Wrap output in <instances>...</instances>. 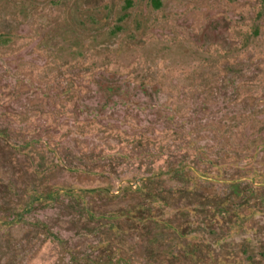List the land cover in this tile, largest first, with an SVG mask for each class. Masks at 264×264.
<instances>
[{"label":"rangeland","instance_id":"obj_1","mask_svg":"<svg viewBox=\"0 0 264 264\" xmlns=\"http://www.w3.org/2000/svg\"><path fill=\"white\" fill-rule=\"evenodd\" d=\"M161 1L0 0V264H264V0Z\"/></svg>","mask_w":264,"mask_h":264},{"label":"flooded vegetation","instance_id":"obj_2","mask_svg":"<svg viewBox=\"0 0 264 264\" xmlns=\"http://www.w3.org/2000/svg\"><path fill=\"white\" fill-rule=\"evenodd\" d=\"M85 191H88V189H79V190H67L68 193H71V194H74V193H81V192H84ZM91 190V189H89ZM90 192V191H88ZM54 196L52 195H48L46 196L45 198H52ZM228 202L227 199L225 200H222L220 202V207H215L213 209V211L217 210L218 213L215 214L213 212V215L209 216V218H212L213 221H216L218 220L219 222H224V220H228L229 222H232V224H230V228H233L235 226H237V228H240L241 225H240V222H242L243 218H244V213L242 211H240L238 208L236 210V208H232L231 210H227V206H224L226 203ZM31 205V204H30ZM30 205L28 206V208H30ZM257 212V210H254L251 212L250 216H253L255 213ZM2 225H7V223H3ZM233 233H238V231H235L234 229H231ZM177 233L179 231V229H176ZM179 235H180V232H179ZM227 236L225 237H222V238H219V239H216V243H220L222 241H224L226 239ZM197 239L196 237H192L191 238V241L189 244H187V246L190 248L189 252L191 253V257L193 259L196 260V254L199 251H201V249H198L199 246H203V245H200L201 243H197V241L195 240ZM208 253H211V250L209 249ZM250 264H255L253 261H250ZM258 264V263H256Z\"/></svg>","mask_w":264,"mask_h":264},{"label":"trees","instance_id":"obj_3","mask_svg":"<svg viewBox=\"0 0 264 264\" xmlns=\"http://www.w3.org/2000/svg\"><path fill=\"white\" fill-rule=\"evenodd\" d=\"M151 5L155 8V9H160L162 7V1L161 0H151ZM119 28L117 27L116 30H118ZM90 192H94V189L88 190ZM85 192V190H84ZM229 200V199H228Z\"/></svg>","mask_w":264,"mask_h":264}]
</instances>
